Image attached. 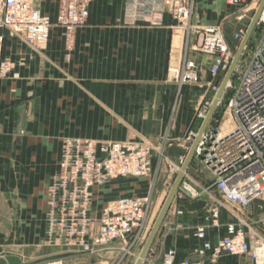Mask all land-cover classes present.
Segmentation results:
<instances>
[{
  "label": "crops",
  "instance_id": "1",
  "mask_svg": "<svg viewBox=\"0 0 264 264\" xmlns=\"http://www.w3.org/2000/svg\"><path fill=\"white\" fill-rule=\"evenodd\" d=\"M34 3L54 21L58 0ZM125 8L126 0L92 2L87 24L77 29L69 54L64 31L55 25L41 49L16 38L3 45L2 56L12 63V70L0 78V259L15 257L21 264L135 263L137 257L122 259L118 243L85 253L43 242L47 188L58 172L64 139L162 144L169 161L178 164L194 141L185 140L188 131L198 133L202 125L197 111L209 90L191 85L178 90L167 81L170 18L163 15L157 27L130 25ZM204 11L200 17L197 10L192 23L219 26L227 17L222 0H207ZM243 23L236 26L229 19L221 29L229 33L235 28L230 39L222 32L229 47ZM190 56L203 67L201 79L206 83L210 57L196 52ZM201 92L204 95L198 97ZM190 167L187 177L199 189L211 184L213 176L206 173L201 178ZM173 181L153 151L151 173L145 179L119 178L92 189L90 216L98 219L109 201L128 195L150 196L156 218ZM216 198L214 192L193 201L175 196L142 264H162L170 250L175 264H252L247 256L223 255L212 261L193 254L199 227L206 228L213 243L225 233V213L219 227L204 219Z\"/></svg>",
  "mask_w": 264,
  "mask_h": 264
},
{
  "label": "built area",
  "instance_id": "2",
  "mask_svg": "<svg viewBox=\"0 0 264 264\" xmlns=\"http://www.w3.org/2000/svg\"><path fill=\"white\" fill-rule=\"evenodd\" d=\"M94 1L58 0L53 21L35 6L34 0H0V78H6L12 70V63L2 56L7 39H20L41 49L49 42L55 25L64 31L69 54L75 45L76 31L87 24L89 7ZM259 2L225 0L227 6L245 7L236 16L238 22L244 21ZM195 3L196 0H126L125 12L130 25L145 23L154 27L161 25L163 15H168L172 41L167 81L178 90L183 85L216 90L218 77L232 60L231 49L219 26L192 23ZM258 26L261 34L248 61L234 85L230 81L227 87L231 90L227 110L232 124L225 130H207L194 152L193 159L201 157L200 161L213 174L212 182L199 189L186 173L175 195L184 201L213 192L217 195L204 219L210 226L219 227L220 217L225 213V233L213 243L206 237V228L199 227L195 233L199 244L193 249L194 255L212 261L230 255L247 256L252 264H264V238L252 228L251 220L243 212L255 202L264 205V9ZM244 33L243 28L238 29L234 40H241ZM176 37L180 38L179 47L174 44ZM191 52L210 57L206 83L201 79L203 67L190 56ZM209 107L205 102L197 111V118L204 119ZM196 135L190 130L185 140L193 141ZM153 151L174 180L185 157H180L178 164L171 163L162 144L64 139L58 172L47 188L44 244L96 253L118 243L122 259L137 257L155 220L151 197H119L109 201L100 217L93 219L92 189L119 178L147 177L151 173ZM260 223L264 231V218ZM162 264H175V252L168 251Z\"/></svg>",
  "mask_w": 264,
  "mask_h": 264
},
{
  "label": "rangeland",
  "instance_id": "3",
  "mask_svg": "<svg viewBox=\"0 0 264 264\" xmlns=\"http://www.w3.org/2000/svg\"><path fill=\"white\" fill-rule=\"evenodd\" d=\"M211 1V0H210ZM216 1V0H214ZM223 1V5L226 9V15L227 17L225 18V20H223L221 23H217L219 25V27L222 29L223 26H225V23L226 21H228L229 19H232L234 20L236 26L238 25L237 24V20L235 18H231L232 16H234L233 14H240L243 10H245V7L244 6H233V7H227L225 6V0H222ZM206 2L207 0H196V3H195V9H194V14L196 13L197 10L200 11L199 13V16L200 17H204V10H205V6H206ZM260 3V2H259ZM252 5H250L249 7H251ZM257 5L253 6L248 14H247V18L242 21L244 22L242 27L240 25L241 28L244 29V32H246L247 28H248V25L255 13V10L257 9L256 7ZM196 7H198L199 9L196 10ZM204 10H203V9ZM235 15V17H236ZM237 22H236V21ZM210 23H215V20L213 18H211L210 20ZM240 23V22H239ZM235 26V27H236ZM235 30V28H234ZM230 31L229 33L227 31H221V32H224L225 36L227 37V39H230L231 36L233 35V33L235 31ZM261 34V27L260 26H256V28L254 29L252 35H251V38L249 40V43L247 45V48L245 49L240 61H239V64H238V67L235 71V73L233 74L232 78H231V82L234 83L236 82V79L240 73V70L242 68V65H244L247 61H248V58H249V55H250V52L252 51L255 43L257 42L259 36ZM241 40H238L236 41L232 47H230L231 49V55H232V59L237 51V48L240 44ZM232 61V60H231ZM231 63V62H230ZM228 69V68H227ZM227 71V70H226ZM225 72H223L217 79V83H216V89L220 86L221 82H222V79L225 75ZM216 94V90H209L207 92V95L204 97V100L203 102L201 103L200 107L198 108H201V106L205 103V102H208L209 104H211L214 96ZM202 95H204L203 92H201V94L199 93L197 96L198 97H202ZM231 96V90L229 89H226L222 99H221V102L220 104L218 105L217 109L215 110L214 114H213V117L211 118L209 124H208V127L207 129L205 130V132L209 129H216V128H220V129H223L225 130L226 128L230 127V125L232 124V119L229 115V112L227 110V101L228 99L230 98ZM208 107V106H207ZM209 109V108H208ZM203 120V119H201ZM204 132V133H205ZM201 157H197V159H193L192 162H191V167H190V170L191 171H194V172H197L198 176L203 178L205 176L206 173L210 174L211 177L213 176V174L211 173V171L205 166V164L203 162L200 161ZM146 177H143L141 179H145ZM123 196H128V195H123ZM164 202V201H163ZM162 206V205H161ZM259 206H262V209L259 208ZM161 208V207H160ZM160 210V209H159ZM244 214L246 216L249 217V219L251 220L253 226H255V230L257 231V233L264 238V231L261 230V220L264 218V205L260 202H255L253 203L249 208L245 209L244 211ZM158 214V213H157ZM140 252V251H139Z\"/></svg>",
  "mask_w": 264,
  "mask_h": 264
},
{
  "label": "water",
  "instance_id": "4",
  "mask_svg": "<svg viewBox=\"0 0 264 264\" xmlns=\"http://www.w3.org/2000/svg\"><path fill=\"white\" fill-rule=\"evenodd\" d=\"M264 9V0H260V3L258 4V8L256 9L249 25H248V28L237 48V51L222 79V82L213 98V101L203 119V122H202V125L185 157V160L183 162V164L181 165L180 167V170L179 172L177 173L176 177L174 178V181H173V184L168 192V195L166 197V199L164 200L163 202V205L160 209V212L158 214V216L156 217V219L154 220L153 222V225L151 227V230L144 242V244L142 245L141 249H140V252L135 260V263L134 264H142L152 243H153V240L155 239V236L157 235L159 229H160V226L167 214V211L170 207V204L172 202V200L174 199L177 191H178V188L193 160V157H194V152H195V149L197 147V144L201 138V136L204 134L205 130L207 129L208 127V124L211 120V118L213 117V114L215 112V110L217 109L218 105L220 104L221 102V99L228 87V84L229 82L231 81V78L233 76V74L235 73L237 67H238V64H239V61L245 51V49L247 48V45L249 43V40L251 38V35L254 31V29L256 28V26L258 25V22H259V18H260V15L262 13ZM242 68H243V65H242ZM0 264H21V261L15 257H7V258H4V259H0Z\"/></svg>",
  "mask_w": 264,
  "mask_h": 264
},
{
  "label": "bare ground",
  "instance_id": "5",
  "mask_svg": "<svg viewBox=\"0 0 264 264\" xmlns=\"http://www.w3.org/2000/svg\"><path fill=\"white\" fill-rule=\"evenodd\" d=\"M258 4H259V3H258ZM257 6H258V5H257ZM257 6H256V7H257ZM257 8H258V7H257ZM255 11H256V10H255ZM261 14H262V13H261ZM260 17H261V15H260ZM244 34H245V33H244ZM242 38H243V37H242ZM241 40H242V39H241ZM174 44L180 46V38H179V37H176V38H175V40H174ZM218 88H219V87H218ZM218 88L216 89V92H217ZM212 101H213V100H212ZM211 103H212V102H211ZM210 105H211V104H210ZM167 195H168V194H167ZM166 197H167V196H166ZM165 199H166V198H165ZM162 205H163V203H162ZM161 207H162V206H161ZM160 209H161V208H160ZM159 212H160V211H159ZM158 214H159V213H158ZM158 214H157V216H158ZM157 216H156V217H157ZM155 219H156V218H155Z\"/></svg>",
  "mask_w": 264,
  "mask_h": 264
}]
</instances>
